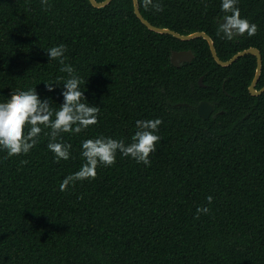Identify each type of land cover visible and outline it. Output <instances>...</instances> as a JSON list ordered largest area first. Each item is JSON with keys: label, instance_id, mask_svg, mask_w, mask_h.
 Wrapping results in <instances>:
<instances>
[{"label": "trees", "instance_id": "trees-1", "mask_svg": "<svg viewBox=\"0 0 264 264\" xmlns=\"http://www.w3.org/2000/svg\"><path fill=\"white\" fill-rule=\"evenodd\" d=\"M48 3L0 0V102L36 88L57 109L61 87L49 93L44 83L67 73L46 51L63 44L65 64L100 109L98 123L61 134L72 145L67 161H55L44 133L27 155L0 152V264H264V93L248 91L256 58L220 67L202 38L149 31L132 0L103 9L88 0ZM138 3L155 27L206 33L221 61L258 49L255 88L264 86V0H238L257 33L231 39L219 33L220 0H162L161 12ZM181 50L193 58L175 67L171 55ZM202 101L214 105L207 120L196 111ZM155 118L163 123L150 166L118 152L94 179L59 190L83 163V139L130 143L135 122Z\"/></svg>", "mask_w": 264, "mask_h": 264}, {"label": "clouds", "instance_id": "clouds-1", "mask_svg": "<svg viewBox=\"0 0 264 264\" xmlns=\"http://www.w3.org/2000/svg\"><path fill=\"white\" fill-rule=\"evenodd\" d=\"M40 2L45 9L50 7L48 0ZM143 4L146 9L163 11L162 0H143ZM237 4L238 0H220L224 17L219 33H223L227 39L244 33L252 37L257 33V25L241 17ZM66 51L63 44L50 47L46 51L48 60H58L62 65L60 71L67 73L66 78L57 77L55 82L44 83L49 93L56 90L54 85L61 87L63 103L57 109L52 108L51 98L42 99L36 88L15 90L7 102H0V152H6L8 157L29 154L44 133L48 138L47 149L53 154L55 161H67L71 157L72 145L63 143L61 134L78 135L98 123L100 109L88 102L81 90L82 78L76 74L74 67L65 64ZM162 123L160 118L137 120V130L130 143L105 136L83 139L80 145L83 163L77 171L61 181L59 190L66 191L77 181L94 179L99 166L109 167L116 162L118 152L122 157H130L137 163L150 166L149 156L156 151V145L160 142L158 132ZM45 129L49 131L45 133ZM207 200L211 203L212 197H207ZM208 211L207 207L197 209L198 214H207Z\"/></svg>", "mask_w": 264, "mask_h": 264}, {"label": "water", "instance_id": "water-1", "mask_svg": "<svg viewBox=\"0 0 264 264\" xmlns=\"http://www.w3.org/2000/svg\"><path fill=\"white\" fill-rule=\"evenodd\" d=\"M112 1L113 0H104L102 2H97L96 0H88L90 5L96 9H103L107 7ZM132 3H133V11H134L135 16L149 31L160 34V35H169L183 42L191 41L197 38H202L203 40H205L208 44L210 53L215 63L219 65L220 67H223V68L229 67L233 63H235L239 58L246 56V55L254 56L256 58V68L254 72V77L248 87V91L250 95L253 97L260 96L261 94L264 93V86L260 90H256L255 88L259 80V77L261 75V69H262V57L258 49L249 48V49L236 53L233 57H231L227 61H221L217 56L213 40L206 33L194 32L188 35H180L168 28L155 27L142 17L139 11L138 0H132ZM221 23H223V19L220 20V24ZM182 56H187L188 58H184V57L182 58ZM192 58H193V55L190 52H186V53L185 52H182V53L173 52L171 55V63L173 66L179 67L181 63L190 62ZM201 80L202 78L199 79L200 85H201ZM212 109H213V106L208 102H202L196 107L197 114L199 115V117H201L204 120H207L209 118L212 112Z\"/></svg>", "mask_w": 264, "mask_h": 264}, {"label": "flooded vegetation", "instance_id": "flooded-vegetation-1", "mask_svg": "<svg viewBox=\"0 0 264 264\" xmlns=\"http://www.w3.org/2000/svg\"><path fill=\"white\" fill-rule=\"evenodd\" d=\"M182 52H185V53H186V52H190V53L192 54V52H191L190 50H181V51H177V53H182ZM183 57H184V58H188L187 56H182V58H183ZM182 64H183V63H181L180 65H182ZM180 65H179V66H180ZM202 102H206V101H202ZM202 102H200V103H202ZM200 103H199V104H200ZM210 104H211V103H210ZM211 105L213 106V109H212V112H211L210 116H211V115L214 113V111H215V110H214V105H213V104H211ZM210 116H209V117H210Z\"/></svg>", "mask_w": 264, "mask_h": 264}]
</instances>
